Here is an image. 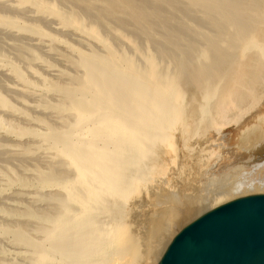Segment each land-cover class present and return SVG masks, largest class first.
I'll return each mask as SVG.
<instances>
[{"label": "bare ground", "instance_id": "6f19581e", "mask_svg": "<svg viewBox=\"0 0 264 264\" xmlns=\"http://www.w3.org/2000/svg\"><path fill=\"white\" fill-rule=\"evenodd\" d=\"M250 194L264 0H0V264H157Z\"/></svg>", "mask_w": 264, "mask_h": 264}, {"label": "water", "instance_id": "95a60500", "mask_svg": "<svg viewBox=\"0 0 264 264\" xmlns=\"http://www.w3.org/2000/svg\"><path fill=\"white\" fill-rule=\"evenodd\" d=\"M157 264H264V194L204 212L174 235Z\"/></svg>", "mask_w": 264, "mask_h": 264}, {"label": "rangeland", "instance_id": "374dc122", "mask_svg": "<svg viewBox=\"0 0 264 264\" xmlns=\"http://www.w3.org/2000/svg\"><path fill=\"white\" fill-rule=\"evenodd\" d=\"M230 200H231V199H230ZM224 201H225V202H226V201H229V199H228V200H227V199H226V200H222L221 204L224 203ZM219 204H220V203L215 202L213 205H214V206H215V205L217 206V205H219ZM212 207H213V206H212ZM210 209H211V208H210ZM189 222H190V221H189ZM185 225H186V224H185ZM140 252H141V248H140Z\"/></svg>", "mask_w": 264, "mask_h": 264}]
</instances>
